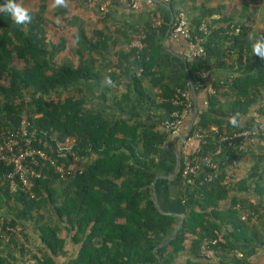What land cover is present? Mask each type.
<instances>
[{
	"label": "trees",
	"instance_id": "trees-1",
	"mask_svg": "<svg viewBox=\"0 0 264 264\" xmlns=\"http://www.w3.org/2000/svg\"><path fill=\"white\" fill-rule=\"evenodd\" d=\"M66 1L83 4L91 0ZM161 1L174 15L185 11L186 4L179 0ZM4 2L0 0V5ZM17 2L31 9L32 20L18 25L10 14L0 12V144L5 132H15L24 120L32 145L51 160L73 163V156L56 151L58 142L73 137L72 153L84 161L81 173L66 179L53 172L50 162H40L34 167L39 176L32 178L31 198L20 188L9 190L6 175L11 166L0 160V264H58L57 257L64 256L68 246L77 252L62 264H157L160 251L168 252L170 262L187 252L189 257L182 264H254L249 257L264 248L263 153L256 154L245 177L236 179L234 171L244 162L247 147L264 149V131L255 143L235 139L229 145L221 137L264 126V58L253 54L251 47L264 36V29L252 30L235 22L221 4L191 0L187 11L193 41L202 46L204 55L186 59V66L196 94L205 91L206 96L193 128L205 132L203 152L210 153L218 166L183 177L179 162L178 173L171 179L174 154L169 155L174 156L172 164L167 158V167L160 166L157 158L176 136L166 130V123L146 120L139 111L129 112L136 103L149 110L161 109L170 118L173 111L183 108L174 100L190 101L182 90L164 82L170 55L152 21L142 30L124 28L121 34L126 45L140 31L144 45L119 50L112 59L109 50L118 42L104 31L96 30L88 37L83 29L75 28L77 18H67L66 8L58 6L54 16L74 29L72 52L76 56V60H58L65 42L51 37L50 26L56 23L46 15L48 0ZM100 13L101 19L108 15V11ZM214 14L218 18H211ZM202 23L206 31L200 29ZM234 27L239 28L236 34ZM201 70L209 72L212 93L206 92L197 75ZM143 78L155 89L153 95L144 91ZM83 82L101 87L112 111L91 104L80 87ZM122 83L123 91L117 93ZM65 89L75 94L61 97ZM235 114L236 127L229 123ZM218 147L221 151L216 155ZM159 174L167 179L153 183ZM162 181L165 199L181 210L162 206L158 189ZM153 186L164 212L184 215L173 238L158 249L179 218L157 208ZM204 243L211 251L209 258L200 254Z\"/></svg>",
	"mask_w": 264,
	"mask_h": 264
},
{
	"label": "crops",
	"instance_id": "crops-1",
	"mask_svg": "<svg viewBox=\"0 0 264 264\" xmlns=\"http://www.w3.org/2000/svg\"><path fill=\"white\" fill-rule=\"evenodd\" d=\"M96 0H91L89 3L77 4L75 2L66 1V14L67 18L76 17L77 22L76 26L83 29L88 37H92L94 31H104L108 36L111 37L112 40L118 42L114 48L109 50V57L114 58L115 53L119 50H126L127 47H130V43L126 45L124 40V35L121 34L125 32L126 27L134 26L137 29L142 30L144 26L152 21L151 17L154 12L159 19V23L155 26L157 27L158 32L160 34V39L162 43L165 45L166 50L170 55V60L168 64L164 66V82L169 85L171 88L177 90H188L190 92V102L191 109L187 113V115L182 120L177 132L178 134H184L187 132L189 124L192 120L194 107H196V117L194 122H196L198 110L204 108L205 106V91L197 93L195 96L191 93L190 89V78L188 75V69L186 66V50H187V41L185 39H172L169 36L168 27L170 25L171 20V11L169 10L168 5L163 1H155L152 0L151 3H146L145 0H140V5L137 8H133L131 6L132 2L129 0H113L112 5L108 10L107 17L105 16L101 19V13L96 9L97 5ZM180 4H186L185 13L187 17L189 16V12L187 11V7L192 3L191 0H179ZM187 1V2H186ZM201 0H195V3L198 4ZM207 5L213 6L216 4H221L225 7V12L229 15H233L235 18V22H243L246 26L251 27L252 30H263L264 29V0H205ZM53 0H48V7L46 11V15L48 11L52 12L51 21L55 22L56 25L50 26L51 37L55 42H58L59 39H63L65 42L64 50H62L57 57L58 60H76V56L73 54L72 50L74 49L75 43L72 37V33L74 29L71 26L65 24L59 17H55L54 13L57 10V5H52ZM186 2V3H185ZM180 6V5H177ZM183 11V10H182ZM49 18V16L47 15ZM141 32V31H140ZM139 33V32H138ZM144 34V33H143ZM129 33L126 34L128 36ZM135 35V34H134ZM133 35V36H134ZM133 38V37H132ZM131 42V40H130ZM109 71V70H108ZM107 71L103 72V75ZM142 85L144 91L150 95L155 93V89H153L148 80L143 78ZM125 83V81H124ZM104 86H109L105 81H103ZM80 87L84 89V93L90 96V103L93 105H98L101 108H107L112 111L111 105L106 102L102 95V89L99 86H96L92 82H83L80 84ZM123 83L120 84L116 88V92L123 91ZM264 101V89L262 90ZM109 98V95L107 94ZM139 111L142 113L143 117L147 119H152L156 122H162V124L167 123L169 116L166 115L161 109H151L149 110L146 106H138L136 103H133L130 107L129 112ZM194 126V125H193ZM180 140L176 146V149L179 145ZM256 142V141H255ZM253 142V143H255ZM261 144V143H260ZM264 146V143L262 144ZM252 146L247 147L249 152L245 155L244 162L238 164V168L234 171L236 179H240L246 176L247 171L249 170L253 158L257 153L261 152L264 155V149H261ZM174 145L172 141L164 148L161 149L157 161L160 166L164 163L163 166L167 167L169 162H167V158L170 153L174 154ZM171 175V174H170ZM169 175V177H170ZM168 177V178H169ZM167 179V177L163 175H158V179ZM164 182H161L158 189L160 192V202L162 206H164L168 210H172L177 212V210H181V206L175 205L172 203H168L163 194ZM66 253L64 256H58L57 261L58 264H62L67 259H70L75 256L77 252V248H72L68 246V248H64ZM168 253V252H166ZM166 253L159 252L160 259H157V264H182L189 257L187 252H182L177 255L173 261L170 262V259L166 256ZM235 254V253H234ZM250 262L254 264H264V248H260L255 252L254 255L250 256L248 259ZM15 264H21L20 262H16Z\"/></svg>",
	"mask_w": 264,
	"mask_h": 264
},
{
	"label": "built area",
	"instance_id": "built-area-1",
	"mask_svg": "<svg viewBox=\"0 0 264 264\" xmlns=\"http://www.w3.org/2000/svg\"><path fill=\"white\" fill-rule=\"evenodd\" d=\"M99 3V10L107 12L112 5L113 0H96ZM133 8L139 7L140 0H129ZM146 3H151L152 0H145ZM211 18L216 19L218 15L214 14ZM151 20L156 26L159 23V19L156 15L152 14ZM233 28V26H232ZM200 29L206 31L204 23L201 24ZM193 27L189 23V18L182 10L178 11L173 18V22L170 27L169 36L172 39H185L187 41L186 59H192L194 57H200L204 55V49L198 43L193 40ZM233 32L236 34L239 32L238 27H234ZM143 32L135 34L130 42L131 48L143 47ZM199 79L205 83V90L207 93H212V83L208 71H199L197 73ZM184 98H189L190 92L188 90L182 93ZM161 101V99L159 100ZM174 104H180L183 106L181 111H173L170 114L169 121L166 123L165 128L172 136H179L177 130L191 109V102H178L173 101ZM198 118L196 119V122ZM195 123V122H194ZM194 127V126H193ZM211 130H216L215 127H211ZM264 131L262 124L256 127L245 129L239 132H235L231 136H222L221 140L227 142L229 145L235 139L242 141L254 142L256 136ZM5 138L0 144V160L7 166H11V171L6 175V180L9 183V190L14 192L17 188L28 193L32 198L34 196L32 187V178H37L39 174L35 171L34 167L40 162H50L53 167V172L58 175L60 179H66L72 177L75 174H79L82 171L83 159L77 158L72 153V148L75 144L73 137L67 138L65 142H58L56 151L57 153L65 152L73 156V163L71 165H65L62 162H56L51 160L50 156L42 149L32 145V139L27 132V124L22 120L19 127L15 132L7 130L4 134ZM206 134L204 131H200L199 128H192L188 136L181 138L177 151L179 152V162L181 164V174L183 177L196 176L202 169L216 170L217 162L212 158L210 153L203 152V145L206 143ZM221 148L218 147L215 154L218 155ZM209 179L211 176L208 177ZM219 240L212 241L215 244ZM234 253L241 257V253L234 251ZM200 254L209 258L211 251L208 248V243H204L200 248Z\"/></svg>",
	"mask_w": 264,
	"mask_h": 264
},
{
	"label": "clouds",
	"instance_id": "clouds-1",
	"mask_svg": "<svg viewBox=\"0 0 264 264\" xmlns=\"http://www.w3.org/2000/svg\"><path fill=\"white\" fill-rule=\"evenodd\" d=\"M54 2L57 6H67L66 0H54ZM0 12L10 14L14 22L18 25L30 23L32 20L31 9L17 2V0H5L4 4L0 5ZM251 47L253 54L264 58V36L256 38ZM108 83L110 84L111 81L109 80ZM229 123L234 127L238 126V114L230 116Z\"/></svg>",
	"mask_w": 264,
	"mask_h": 264
},
{
	"label": "water",
	"instance_id": "water-1",
	"mask_svg": "<svg viewBox=\"0 0 264 264\" xmlns=\"http://www.w3.org/2000/svg\"><path fill=\"white\" fill-rule=\"evenodd\" d=\"M173 18H174V14L171 13V20H170V25L168 27V31H167V34L168 32L170 31V27H171V24L173 22ZM190 84V89H191V93L193 94V96L196 95V92H195V88H194V85L192 83V81L190 80L189 82ZM195 117H196V107H194V112H193V116H192V120L189 124V127H188V130L186 133L184 134H181L179 136H176L175 138H173L172 140V144L174 145V148L175 150L174 151V156H175V166H174V169H173V172L171 173L170 177L169 178H174L177 173H178V169H179V152L177 151L176 149V146H177V143L178 141L181 139V138H185L186 136H188L189 132L192 130L193 128V125H194V120H195ZM158 179V176L154 179V182H156V180ZM153 196H154V199H155V203H156V206L157 208L162 212V213H167V214H170L172 216H176L179 218V222H178V225L176 226V228L174 229L173 233L166 239L164 240L163 242L160 243V245L158 247H156L155 249H158L160 247H163L165 246L172 238L173 236L176 234V232L178 231L179 227L182 225L183 221H184V215L181 214V213H174V212H164L161 208V206L159 205V202H158V199H157V195H156V191L154 189V186H153Z\"/></svg>",
	"mask_w": 264,
	"mask_h": 264
},
{
	"label": "rangeland",
	"instance_id": "rangeland-1",
	"mask_svg": "<svg viewBox=\"0 0 264 264\" xmlns=\"http://www.w3.org/2000/svg\"><path fill=\"white\" fill-rule=\"evenodd\" d=\"M95 2H96V1H95ZM52 5H53V6H56L54 0H53V2H52ZM30 6L32 7L31 4H30ZM96 9H98V12L100 13L99 6H98V5H97ZM47 15L49 16V19H51L52 12H51V11H48ZM72 87H73V86H72ZM68 92H70L72 95L75 94L74 91L71 92L69 89H67V90L65 89V90H63V91L61 92V97H64ZM171 155H172V154H171ZM168 157H169V156H168ZM169 160H170V162H171V164H172L173 161H174V156H170V157H169Z\"/></svg>",
	"mask_w": 264,
	"mask_h": 264
},
{
	"label": "flooded vegetation",
	"instance_id": "flooded-vegetation-1",
	"mask_svg": "<svg viewBox=\"0 0 264 264\" xmlns=\"http://www.w3.org/2000/svg\"><path fill=\"white\" fill-rule=\"evenodd\" d=\"M174 166H175V163H174ZM174 169V168H173Z\"/></svg>",
	"mask_w": 264,
	"mask_h": 264
}]
</instances>
